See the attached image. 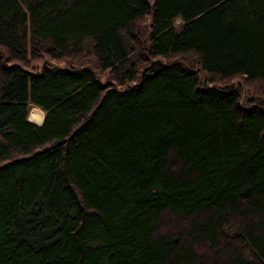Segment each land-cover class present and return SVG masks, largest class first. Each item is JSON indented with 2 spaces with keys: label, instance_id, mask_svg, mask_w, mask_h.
I'll return each instance as SVG.
<instances>
[{
  "label": "trees",
  "instance_id": "trees-1",
  "mask_svg": "<svg viewBox=\"0 0 264 264\" xmlns=\"http://www.w3.org/2000/svg\"><path fill=\"white\" fill-rule=\"evenodd\" d=\"M262 101L264 0H0V264H264Z\"/></svg>",
  "mask_w": 264,
  "mask_h": 264
},
{
  "label": "rangeland",
  "instance_id": "rangeland-1",
  "mask_svg": "<svg viewBox=\"0 0 264 264\" xmlns=\"http://www.w3.org/2000/svg\"><path fill=\"white\" fill-rule=\"evenodd\" d=\"M147 22H148V19H144V23H145V25H147ZM87 50V49H86ZM82 59L83 60H86V61H89L88 60V57L86 56V55H82ZM28 60H29V62L30 63H32L36 68H39V66L41 65V64H43L44 62H45V60L46 59H36V60H31V59H29L28 58ZM50 64H57L56 62H50V61H48ZM59 64H64L63 62H61V61H59ZM145 63L144 62H142V61H140V62H138V67L139 68H141L143 65H144ZM195 68H197V67H195ZM96 73H97V75H98V77L101 79V80H105L106 79V70H103L102 71V73H99L97 70H96ZM197 73H198V75L200 76V77H202V73L199 71V70H197ZM203 78V77H202ZM241 80H235L234 81V84L236 85V86H238V87H240L239 85L241 84V82H240ZM242 88V87H241ZM240 93H241V95H244L245 93H244V91H243V89H241L240 90ZM262 105L264 106V101H262ZM33 106V105H32ZM31 107V106H30ZM29 107V108H30ZM29 110V109H28ZM27 114H28V111H27ZM27 118V117H26Z\"/></svg>",
  "mask_w": 264,
  "mask_h": 264
},
{
  "label": "bare ground",
  "instance_id": "bare-ground-1",
  "mask_svg": "<svg viewBox=\"0 0 264 264\" xmlns=\"http://www.w3.org/2000/svg\"><path fill=\"white\" fill-rule=\"evenodd\" d=\"M28 120L40 122L42 119V110L37 106H32L29 109Z\"/></svg>",
  "mask_w": 264,
  "mask_h": 264
},
{
  "label": "water",
  "instance_id": "water-1",
  "mask_svg": "<svg viewBox=\"0 0 264 264\" xmlns=\"http://www.w3.org/2000/svg\"><path fill=\"white\" fill-rule=\"evenodd\" d=\"M53 66H55V67H58V65H56V64H52ZM27 121H29L30 122V120H28V119H26ZM40 123V122H39ZM38 123V124H39Z\"/></svg>",
  "mask_w": 264,
  "mask_h": 264
},
{
  "label": "crops",
  "instance_id": "crops-1",
  "mask_svg": "<svg viewBox=\"0 0 264 264\" xmlns=\"http://www.w3.org/2000/svg\"><path fill=\"white\" fill-rule=\"evenodd\" d=\"M30 122L35 123V124H38V123H39V122H37V121H35V120H34V121H31V120H30Z\"/></svg>",
  "mask_w": 264,
  "mask_h": 264
}]
</instances>
